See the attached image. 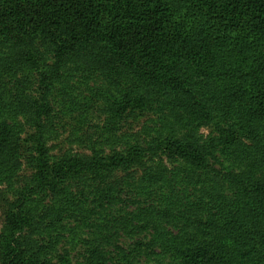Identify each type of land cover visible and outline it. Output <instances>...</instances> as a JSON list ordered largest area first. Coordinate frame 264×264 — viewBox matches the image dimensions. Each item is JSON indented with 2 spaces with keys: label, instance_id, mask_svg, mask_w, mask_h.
Returning a JSON list of instances; mask_svg holds the SVG:
<instances>
[{
  "label": "trees",
  "instance_id": "1",
  "mask_svg": "<svg viewBox=\"0 0 264 264\" xmlns=\"http://www.w3.org/2000/svg\"><path fill=\"white\" fill-rule=\"evenodd\" d=\"M123 105L152 115L121 132ZM97 112L111 126L86 133L91 154L51 166L58 115ZM0 185L18 196L6 264H71L57 244L85 229L76 264H264V0H0ZM121 194L133 210L105 215Z\"/></svg>",
  "mask_w": 264,
  "mask_h": 264
},
{
  "label": "rangeland",
  "instance_id": "2",
  "mask_svg": "<svg viewBox=\"0 0 264 264\" xmlns=\"http://www.w3.org/2000/svg\"><path fill=\"white\" fill-rule=\"evenodd\" d=\"M122 107H123L122 110H124V112L120 115V121L118 123H115L114 125V127L120 130L121 132L123 131L130 132L131 130L138 129L140 125L144 123L145 119L151 117L152 115L148 111H145V110L143 112L140 111L141 110L140 107L138 109L129 108V107H126V105H123ZM103 118H104V115L101 114L100 112H97L96 114H92V116L90 115L89 116L90 120L87 123H84L83 126L80 127L76 119H74V116H71L70 114H67V113L64 115L59 114L55 120V127L57 129V133L59 134L56 136V138H54L53 140H51L50 142L46 144L47 146H51V145L53 146V148L48 151L49 156H47V160L49 164L51 166H56L55 161H57V159L60 156H62L63 153L65 152H67L68 157L71 159H80V156L82 155H90L92 145L90 146L89 143L91 142L88 141L85 135L86 133L92 132L94 130L96 132H94V135L93 134L91 135L93 136V138H95L97 134L104 132V131H106L105 134H108L107 130L105 129L106 128L108 129L111 125L103 123L102 122ZM104 125H107V127L103 128ZM199 131L203 135L214 133L212 129H209L207 127L200 128ZM31 133H33V130L25 129L24 133L21 135L22 141H21L20 153H21V159L23 162L22 169L20 171L21 183L23 182L25 177H30L35 172V169L33 167L31 168L26 163V157L30 155L31 151H32V155L37 156V153L33 150L35 145L32 141L33 139L30 137ZM78 138L84 139V142L80 144L72 140V139H78ZM68 139L71 140L72 142H69ZM95 148H97V145H95ZM102 149H103V152H101L99 156L112 155V152L107 149V146L105 145L102 146ZM214 155L216 158H213V159L210 158V161H213L215 166H219L220 163L225 164V162L219 156L218 150H216ZM69 176H70V179L65 178L66 183H70L72 189L79 195L81 199H83L85 192L83 191L84 186L83 188H81L82 186H81L80 179H78V177L76 176H72V174H70ZM112 177H121L120 170L113 172ZM111 180L115 181L116 179L109 177V179H107V182H110ZM51 182L53 181H50V178H48V181L45 182L47 184L46 186L50 185ZM14 190H8V188H6L5 186L0 185V264H6V261L8 259L6 255L10 247L8 246L9 240L5 238V234L7 231L6 229H8V227L5 229L6 223L8 222V220L13 221L14 218L16 219V213H17L16 210L18 207L16 205V201L18 199V196L16 195V192ZM120 198L121 199L119 202H117L115 205L112 204L111 210L105 211L104 213L105 215L106 213H108L107 215H109L110 212H112V215H114L115 213H117L116 211L119 208H122L125 206H127L125 210L127 211L133 210L134 204H131L130 202H128L129 201L128 195L121 194ZM135 199H138L137 196L135 197ZM139 200L142 203L143 199L140 198ZM128 203L130 204L128 205ZM61 221L65 223L67 222L66 219H62ZM69 223H72L71 218H70ZM26 227L27 225L22 226L21 229L15 228L14 230L15 235L18 238H21L25 234H27V232L29 231L31 237L40 238L42 236V233H44V231H42L41 229L34 230L32 227V228H29L28 230L26 229ZM107 230H108L107 234L108 233L111 234L114 232V229L112 228L111 224H108ZM149 233H151L150 228H146L144 231H141V233L134 235V236L130 234L131 237H129L124 232V233H121L118 237L116 236L113 237L111 240V243L117 242V244H119L122 248H126L127 246L132 245L131 243L135 242L138 239L148 238V236L150 235ZM103 234L107 235L105 231L103 232ZM64 235H65L64 240L57 244V249H58L57 254L60 256H66L70 260L71 264H76L77 261H79L81 254L84 253L83 242L79 239H88L91 235V232H87V230L85 229L81 234H79L80 238L77 241L72 242V244L69 243L71 240L70 235H68L67 233ZM108 249L110 253V251H112L111 247L109 246ZM59 250L61 252L62 250H66V251H63L61 255L59 254ZM55 260L59 261L57 256L53 257L52 259L53 262ZM16 264H25V263L18 262ZM26 264H31V262L26 263Z\"/></svg>",
  "mask_w": 264,
  "mask_h": 264
}]
</instances>
